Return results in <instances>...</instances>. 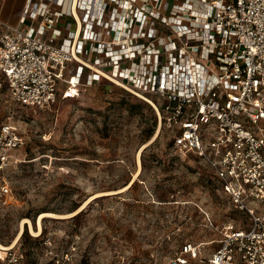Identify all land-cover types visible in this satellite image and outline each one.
<instances>
[{"label": "built area", "instance_id": "built-area-1", "mask_svg": "<svg viewBox=\"0 0 264 264\" xmlns=\"http://www.w3.org/2000/svg\"><path fill=\"white\" fill-rule=\"evenodd\" d=\"M27 19L18 28L0 18L11 99L46 110L64 83L103 81L148 103L176 153L198 156L251 221L227 225L206 260L187 243L172 264H264V0H27ZM26 145L12 121L0 124V166ZM7 196L12 188L0 186ZM0 262L26 264L17 245Z\"/></svg>", "mask_w": 264, "mask_h": 264}, {"label": "rangeland", "instance_id": "rangeland-1", "mask_svg": "<svg viewBox=\"0 0 264 264\" xmlns=\"http://www.w3.org/2000/svg\"><path fill=\"white\" fill-rule=\"evenodd\" d=\"M0 81V124L12 121L27 138L17 162L0 166V186L13 190L0 199V242L12 246L25 218L38 228L40 214H56L40 236L25 227L16 245L26 264L66 255L69 264H172L187 243L205 260L227 225L251 227L198 156L176 153L148 103L103 81L66 82L38 110L15 103Z\"/></svg>", "mask_w": 264, "mask_h": 264}, {"label": "crops", "instance_id": "crops-1", "mask_svg": "<svg viewBox=\"0 0 264 264\" xmlns=\"http://www.w3.org/2000/svg\"><path fill=\"white\" fill-rule=\"evenodd\" d=\"M26 3L27 0H4L0 5L1 20H3L5 23L9 25H12L13 27L25 28L30 26V24L32 23L30 19L23 21V15H24ZM60 25H61L60 27L68 31L69 29H73L75 24L71 18L67 17L60 22ZM199 263L204 264L201 261Z\"/></svg>", "mask_w": 264, "mask_h": 264}, {"label": "bare ground", "instance_id": "bare-ground-1", "mask_svg": "<svg viewBox=\"0 0 264 264\" xmlns=\"http://www.w3.org/2000/svg\"><path fill=\"white\" fill-rule=\"evenodd\" d=\"M138 161H139V165L141 167V165H142V162H141V153L139 154ZM130 186H131V184L129 186H126L124 189H128ZM93 198H94V196L92 198L88 199V201L85 202V204L79 210H81L85 206H87V204H89V202H91V200H93ZM48 216H56V214H54V213H42V214H40V217H39L38 222H37L38 228H35V224L29 218H25L22 221V223H21V232H20L19 236L16 238V240L14 241V243L12 244V246H5L4 244H2L0 242V249H2V250H8L11 247H14L18 243L19 239L21 238V236H22V234H23L26 226L28 227V229L30 230V232H31L32 235H34V236H40L41 233H42V229H43L42 228V221H43V219L45 217H48Z\"/></svg>", "mask_w": 264, "mask_h": 264}, {"label": "trees", "instance_id": "trees-1", "mask_svg": "<svg viewBox=\"0 0 264 264\" xmlns=\"http://www.w3.org/2000/svg\"><path fill=\"white\" fill-rule=\"evenodd\" d=\"M134 185H135V184H134ZM134 185H132V187H133ZM76 209H77V208H76ZM73 211H75V209H74Z\"/></svg>", "mask_w": 264, "mask_h": 264}]
</instances>
